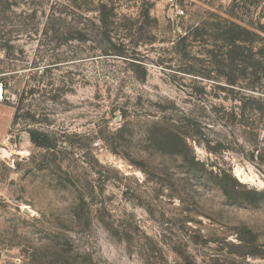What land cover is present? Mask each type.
Masks as SVG:
<instances>
[{
    "label": "rangeland",
    "instance_id": "1",
    "mask_svg": "<svg viewBox=\"0 0 264 264\" xmlns=\"http://www.w3.org/2000/svg\"><path fill=\"white\" fill-rule=\"evenodd\" d=\"M1 83L0 264H264V0H4Z\"/></svg>",
    "mask_w": 264,
    "mask_h": 264
},
{
    "label": "trees",
    "instance_id": "2",
    "mask_svg": "<svg viewBox=\"0 0 264 264\" xmlns=\"http://www.w3.org/2000/svg\"><path fill=\"white\" fill-rule=\"evenodd\" d=\"M4 0H0V3H3ZM106 6V5H104ZM148 14V12H147ZM108 16L107 17H102V22L104 24H107L108 21ZM200 32L199 27L194 28L193 30H185L184 35L180 38V40L182 41H189V42H193L194 40H196L197 37V33ZM248 33V29H246L244 26H241L240 24L231 21L229 22L227 25L223 26V27H219L217 30V41H220L222 43L221 47L224 48V57L225 58H229L230 59L235 57L236 55L239 54L240 50H243L246 48V46L244 45V43L247 41L245 40L246 38H244L242 36V33ZM16 114L17 111L14 115V120L13 123L16 119ZM31 136H32V140L33 141H37L33 132H31Z\"/></svg>",
    "mask_w": 264,
    "mask_h": 264
},
{
    "label": "crops",
    "instance_id": "3",
    "mask_svg": "<svg viewBox=\"0 0 264 264\" xmlns=\"http://www.w3.org/2000/svg\"><path fill=\"white\" fill-rule=\"evenodd\" d=\"M3 108H2V103L0 101V127H3L4 124H10L11 120H12V114H13V110L12 107H9L6 110V117L1 115ZM1 131V130H0ZM0 135L2 136L3 134L0 133ZM0 136V137H1Z\"/></svg>",
    "mask_w": 264,
    "mask_h": 264
},
{
    "label": "built area",
    "instance_id": "4",
    "mask_svg": "<svg viewBox=\"0 0 264 264\" xmlns=\"http://www.w3.org/2000/svg\"><path fill=\"white\" fill-rule=\"evenodd\" d=\"M185 12H184V10L182 9V8H180L179 6H176V8H175V14L177 15V16H181V15H183ZM4 87H3V84L1 83L0 84V100H3L4 99Z\"/></svg>",
    "mask_w": 264,
    "mask_h": 264
}]
</instances>
